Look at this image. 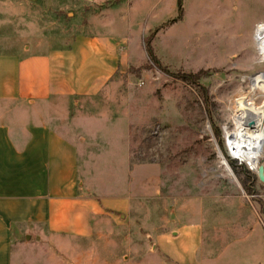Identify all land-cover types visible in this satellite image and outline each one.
I'll list each match as a JSON object with an SVG mask.
<instances>
[{
    "label": "rangeland",
    "instance_id": "obj_1",
    "mask_svg": "<svg viewBox=\"0 0 264 264\" xmlns=\"http://www.w3.org/2000/svg\"><path fill=\"white\" fill-rule=\"evenodd\" d=\"M180 2L179 21H171L179 14L172 0H158L143 20L164 15L153 40L163 68L131 75L124 91L130 95L125 106L131 166L139 165L145 181L139 199L93 237L24 241L19 264H179L155 245V234L170 233V222L187 207L205 218L207 227L218 228L223 249H235L226 254L227 264H240L235 255L241 245L256 252L264 241V181L227 145V132L236 131L235 116L264 99L256 85L264 75V24L255 27L264 22V0ZM99 3L0 0V52L70 49L76 37L92 28L91 21L99 20L105 7ZM197 72L195 81L183 78ZM228 159L249 171L247 186Z\"/></svg>",
    "mask_w": 264,
    "mask_h": 264
},
{
    "label": "crops",
    "instance_id": "obj_2",
    "mask_svg": "<svg viewBox=\"0 0 264 264\" xmlns=\"http://www.w3.org/2000/svg\"><path fill=\"white\" fill-rule=\"evenodd\" d=\"M97 2L99 20L70 49L0 52V264H19L33 237H93L139 199L144 178L131 166L124 91L149 69L152 32L163 65L153 40L164 15L143 22L158 0ZM204 221L193 207L178 211L155 245L179 264H227L235 249H223L218 228ZM240 248V264H264V241L256 252Z\"/></svg>",
    "mask_w": 264,
    "mask_h": 264
},
{
    "label": "bare ground",
    "instance_id": "obj_3",
    "mask_svg": "<svg viewBox=\"0 0 264 264\" xmlns=\"http://www.w3.org/2000/svg\"><path fill=\"white\" fill-rule=\"evenodd\" d=\"M256 85L264 91V75L258 78ZM234 122L236 131L227 132V145L235 157L245 160L255 170L264 146V99L258 107L236 115Z\"/></svg>",
    "mask_w": 264,
    "mask_h": 264
},
{
    "label": "trees",
    "instance_id": "obj_4",
    "mask_svg": "<svg viewBox=\"0 0 264 264\" xmlns=\"http://www.w3.org/2000/svg\"><path fill=\"white\" fill-rule=\"evenodd\" d=\"M178 7H179V9H178L179 14H178L177 17L171 19L172 22L181 18L182 11H181V2H180V0H178ZM153 35H154V32H152L148 37H146V39L144 41L145 42V47H146V49L148 51V55H149V63H148V65L145 66V68H147V69L149 68L150 69L151 67L155 66V67H158L159 69H161V68H163L162 65H159L157 63V59L155 58V56L152 53L151 40L153 38ZM199 73L200 72L188 73V74L183 75V78L186 79V80H189V81H195L198 78ZM228 161H229L230 165L232 166V168L239 175L242 174L241 181L244 184V186H247V184H248L247 182L250 180L249 171H246L245 169H243L242 165L239 164L238 161L235 160V159H228Z\"/></svg>",
    "mask_w": 264,
    "mask_h": 264
},
{
    "label": "water",
    "instance_id": "obj_5",
    "mask_svg": "<svg viewBox=\"0 0 264 264\" xmlns=\"http://www.w3.org/2000/svg\"><path fill=\"white\" fill-rule=\"evenodd\" d=\"M224 163L227 164V167L230 169V166H229L227 160H225ZM255 171H256V174H257L259 180L263 182L264 181V164L261 163L260 165H258V167L256 168Z\"/></svg>",
    "mask_w": 264,
    "mask_h": 264
},
{
    "label": "built area",
    "instance_id": "obj_6",
    "mask_svg": "<svg viewBox=\"0 0 264 264\" xmlns=\"http://www.w3.org/2000/svg\"><path fill=\"white\" fill-rule=\"evenodd\" d=\"M261 23H264V22H258V23L255 25V27H257V25H259V24H261Z\"/></svg>",
    "mask_w": 264,
    "mask_h": 264
}]
</instances>
